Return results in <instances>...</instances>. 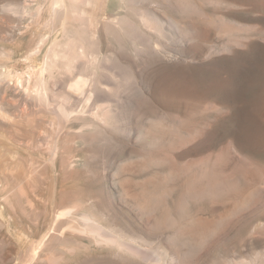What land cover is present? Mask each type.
<instances>
[{"label": "rangeland", "instance_id": "obj_1", "mask_svg": "<svg viewBox=\"0 0 264 264\" xmlns=\"http://www.w3.org/2000/svg\"><path fill=\"white\" fill-rule=\"evenodd\" d=\"M35 3L0 0V72L24 82L0 77V264H264V0L128 1L89 47L113 108L97 119L72 75L48 104L29 92L24 55L51 30Z\"/></svg>", "mask_w": 264, "mask_h": 264}, {"label": "bare ground", "instance_id": "obj_2", "mask_svg": "<svg viewBox=\"0 0 264 264\" xmlns=\"http://www.w3.org/2000/svg\"><path fill=\"white\" fill-rule=\"evenodd\" d=\"M128 1L130 0H118L120 9L116 11L110 7L111 0H36L35 5L33 6V8L36 10V21L47 22L50 25L51 30L46 35L41 36L38 42V45L42 44L44 46L41 59L34 56V54L39 52L38 49H35L36 53L29 52L28 54L24 55L22 62L27 64V67H37V74L35 75L36 81L33 82L35 79L34 75L31 73L28 77V90L35 86L34 88L37 90L36 93H39L40 99L47 102L48 104L50 95L48 89H51L48 85V82L55 80L58 77L61 78L63 76L62 74L72 75L73 77L70 79L71 81L68 82V86L73 92L77 93L81 97V107L79 109L80 112H78V110L76 111V107H67L62 103L59 105L61 115L63 114V116L67 119H74L77 115V112L84 115L85 113H90L96 118L101 114L102 110H105L106 108H112L110 105L103 104L107 101L109 102L110 98H107L108 96L106 98L105 96L101 98L102 96L100 97L97 94L99 85L96 84V81H92V74H97L98 68L101 66V53L98 54L90 50L89 47L92 44L94 38L101 31L102 25L104 23H119L120 25L125 21H130L129 18L127 20V16L124 13L125 8L129 9ZM130 3L132 4V2ZM127 9L125 11H127ZM215 10V8L210 9L212 14L216 13ZM155 17L159 23H164V21L161 20L159 16ZM57 24H59L58 27ZM184 24L190 28V21H187ZM123 25L125 26V24H122V26ZM191 25H193L192 27L195 26L197 28L198 31L196 32H199V30L205 28L203 23L199 22H192ZM233 26L236 28L235 25ZM227 44L230 45L231 43L229 42ZM156 47L158 48V44ZM79 64L83 65L80 66ZM78 66H80L82 69H80L81 73L76 70ZM75 70L78 74L74 73ZM83 70L85 72H82ZM21 75L22 73L14 74L10 67L6 68L4 72H0L1 78L4 76L6 77L5 80H13L16 82V84L24 86ZM57 80L59 81V79ZM32 83H34L33 86ZM53 83L56 85V82ZM102 84L103 82L100 81V88ZM33 89H30L29 92H32ZM223 90V88H217L216 92L217 94H221ZM0 114H5L3 108H0ZM8 115L9 114L5 116L8 117ZM78 215V218L86 223L88 228H90L95 234H101V236L102 234L110 235L113 239L119 240L123 247L129 249L136 248L137 245H135L132 241L125 240V236L123 237L114 228L106 226L86 211H80L77 216ZM99 239L102 238L99 237ZM134 251L136 250L134 249Z\"/></svg>", "mask_w": 264, "mask_h": 264}]
</instances>
